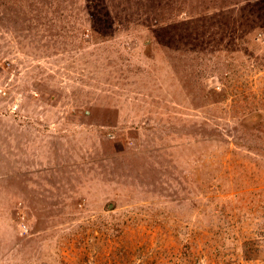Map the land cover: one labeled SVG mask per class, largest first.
I'll return each instance as SVG.
<instances>
[{
	"label": "rangeland",
	"instance_id": "374dc122",
	"mask_svg": "<svg viewBox=\"0 0 264 264\" xmlns=\"http://www.w3.org/2000/svg\"><path fill=\"white\" fill-rule=\"evenodd\" d=\"M0 264H264V0H0Z\"/></svg>",
	"mask_w": 264,
	"mask_h": 264
}]
</instances>
